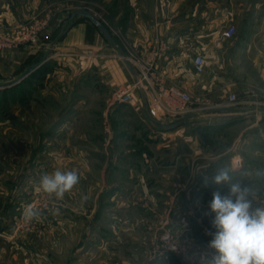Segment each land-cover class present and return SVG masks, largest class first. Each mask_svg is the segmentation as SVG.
<instances>
[{"label": "rangeland", "instance_id": "obj_1", "mask_svg": "<svg viewBox=\"0 0 264 264\" xmlns=\"http://www.w3.org/2000/svg\"><path fill=\"white\" fill-rule=\"evenodd\" d=\"M33 1L0 0V7L5 5L14 13L24 7L29 15L18 26L0 20L5 31L16 34L21 27H38L36 42L17 46H35L34 49L39 46L24 68L45 58L50 40L65 30L71 14L77 10L90 11L111 32L118 31L119 24L113 23L110 17L112 7L103 0H37L30 5ZM53 22L59 26L54 35L46 37ZM16 76L13 70L0 69V83ZM61 78L56 82L59 87L56 95L46 93L45 84L33 79L9 90H0V264H168L164 263L167 261L205 264L214 251L208 247L212 239L208 233L215 231L208 205L214 191L226 194L228 186L211 184L212 189L202 186L204 174L215 175L212 170L216 162L233 153L226 151L231 148L240 126L234 127L229 122L209 125L206 118L181 134L180 128H174V132L165 134L159 141L165 143L163 148L156 150L159 144L154 140L152 156H147L151 170L145 171L147 165L143 159L142 163L136 162L133 172L128 168L120 171L115 163L125 165L121 151L128 147V140L117 137L114 140V133L106 140L103 133L108 135L109 128L117 132L120 125L122 128L126 124L123 121L117 125L118 116L114 115L106 129L105 101L85 88L77 87L78 91L68 93L65 90L68 82L65 76ZM202 92L193 94V106L205 98ZM70 93L73 96L68 99ZM112 94L104 97L108 103ZM86 98L89 104L77 103ZM201 105L197 111L207 117L210 108L208 104ZM156 114L164 124L180 119L174 120L169 113ZM78 115L77 120L73 119ZM65 116L74 123L71 129L61 121ZM234 117L238 116L229 115L227 121L232 122ZM153 123L158 127L155 130L161 128L157 122ZM58 127L69 130L67 135L64 131L58 132ZM162 130L165 128L159 131ZM177 142L179 149L184 150L179 167L185 172V183L178 181L179 184L165 187L167 178L171 181L177 177L176 156H165L167 149H175ZM90 147L99 150L90 152L89 162L83 166L87 156L83 158L82 152L90 151ZM192 147L199 148V153L195 154ZM115 153L122 155L119 161ZM192 164L195 168L190 172ZM234 164L239 165L240 161ZM57 168L76 170L80 176V182L59 201L47 197L39 188L40 176ZM241 174L234 177L240 179ZM144 181L147 185L142 186ZM250 189L255 196L256 189ZM258 192L264 195L262 185ZM200 194L203 197L198 200ZM177 199L185 202L179 205ZM253 203L254 206L264 204L256 203V199ZM29 204L37 207L41 215L25 222L22 212Z\"/></svg>", "mask_w": 264, "mask_h": 264}, {"label": "crops", "instance_id": "obj_2", "mask_svg": "<svg viewBox=\"0 0 264 264\" xmlns=\"http://www.w3.org/2000/svg\"><path fill=\"white\" fill-rule=\"evenodd\" d=\"M35 2L37 0L30 5H34ZM103 2L111 5L110 17L113 23L119 24L118 31L110 32L125 53L124 56L120 48L109 41L93 23L85 17L76 16L63 30L58 40H56L58 36L50 40L48 54L38 62L32 73L13 86L33 79L43 82L45 84L43 87H47L46 93L53 95L59 92L57 80L65 76L68 84L64 85L68 93L78 91L77 87L96 92L106 104L103 111L105 127L114 115L118 116L117 125L123 121V124H126L122 128L120 125L117 132L115 129L112 132L106 127L109 133L108 135L103 133L104 139L112 138L114 133V140L116 137L128 140V147L121 151L125 155V165L115 163L116 169L120 171L128 168V171L133 172L134 168H137L136 162L142 163L143 159L146 162L144 165H147L145 171L151 170L147 156H152L154 140L159 144L156 150L163 148L162 144L165 143L159 141H162L165 134H171L175 129L180 128L181 131L178 133L181 134L182 130L194 126L197 121V124H201L206 118L209 125L229 122L234 127L240 126L231 148L226 151L232 150L233 153L216 162V167H213L212 171L215 173L217 170L227 169L234 181H240L249 188L256 189V195L253 196L256 203H264V195L258 192L260 185L264 187V0H103ZM23 8L19 7V13H14L9 7L2 5L0 20H5L12 24L11 26H18L19 22L29 19ZM228 25H234L236 28V34L231 38L222 36V31ZM58 26L57 22H53L45 33L46 37L54 35ZM40 43L47 45L45 42L39 41ZM34 48L35 46H23L0 49V69L13 70L16 72V78L19 77L25 70V63L37 53L39 46ZM196 54L205 56V71L202 74L196 73L193 68V58ZM130 59L153 61L157 77L167 84L180 85L192 95L198 90L203 91L202 95L206 96L198 101L200 103L196 107L208 104L211 110L209 109L207 117L203 112L196 110L193 117L175 129L155 130L158 127L153 122L156 121L148 113L149 85H135L137 69ZM13 86L0 87V90L6 91ZM120 87L133 89L131 102L109 105L104 97ZM231 93L237 94L240 98L237 104H229L228 97ZM71 96L73 95L70 93V97L67 98L70 99ZM77 103L89 104V99ZM219 107L225 109L216 110ZM229 115L238 117H234L230 122L227 121ZM78 117L79 115L73 119L77 120ZM61 121L68 123L67 129H71L74 124L66 116ZM109 126L112 129V123ZM56 129L58 132L64 131L66 135L69 131L61 127ZM192 139L196 137L193 136ZM179 146L177 142L175 149L168 148L165 153L166 157L176 156L177 176L171 181L167 178L165 187L179 184L178 181L185 183V172L179 167L184 150L179 149ZM89 150L87 149L85 154L82 152L83 158L87 156L83 159V166L85 162H89V153L99 149L90 147ZM194 151L196 154L200 149L194 148ZM115 155L119 156L118 161L122 158L120 153ZM234 161H240V164L235 165ZM194 165L192 164L190 172L194 171ZM105 166L104 170L107 168ZM238 173H242L240 179L234 177ZM204 175L209 179L213 176ZM133 177L134 175H130V178ZM144 182L142 186L146 184ZM113 185L119 186L116 183ZM211 187L213 186L209 183L207 188L212 189ZM202 197L200 194L198 200ZM183 202L185 200L177 199V204ZM164 263L169 264L168 261Z\"/></svg>", "mask_w": 264, "mask_h": 264}, {"label": "clouds", "instance_id": "obj_3", "mask_svg": "<svg viewBox=\"0 0 264 264\" xmlns=\"http://www.w3.org/2000/svg\"><path fill=\"white\" fill-rule=\"evenodd\" d=\"M79 182L78 171L57 168L40 176L39 188L47 197L59 201ZM209 183L227 185L228 192L214 191L208 205L215 229L208 233L212 237L208 247L214 251L205 264H264V204L254 206L252 190L234 181L227 169L217 170L210 179L205 176L204 186ZM40 215V210L31 204L22 212L25 222Z\"/></svg>", "mask_w": 264, "mask_h": 264}, {"label": "built area", "instance_id": "obj_4", "mask_svg": "<svg viewBox=\"0 0 264 264\" xmlns=\"http://www.w3.org/2000/svg\"><path fill=\"white\" fill-rule=\"evenodd\" d=\"M7 30L5 31L3 27L0 26V49L15 48L22 43L37 41V25L31 29L21 27L16 34ZM235 34L236 28L234 25H228L222 31V36L225 38H231ZM14 35H16L17 38H14ZM130 62L133 63L137 69V81L135 85H149V98L147 101L148 111L153 118L163 123V121L159 119L162 117L158 116L156 113L164 115L169 113V115L174 116V120H177L197 110V107L193 106V95L189 91L177 84H167L155 75L153 61L130 59ZM205 63V56L203 54L194 55L193 68L196 73H204ZM132 98V88L120 87L113 91L108 104H127L131 102ZM239 101L240 98L235 93H231L228 97V102L231 105L237 104Z\"/></svg>", "mask_w": 264, "mask_h": 264}, {"label": "water", "instance_id": "obj_5", "mask_svg": "<svg viewBox=\"0 0 264 264\" xmlns=\"http://www.w3.org/2000/svg\"><path fill=\"white\" fill-rule=\"evenodd\" d=\"M75 16H79V17H85L87 19H89L100 31L101 33L112 43H114L117 47L120 48L119 44L116 42V40L113 38L110 30L108 29V27L102 22L100 21L98 18H96L90 11L87 10H77L74 13L71 14L70 19H74ZM63 34V31L58 35V37L56 38V40H58ZM122 55L124 56L125 53L123 52V50L120 48ZM38 66V63L33 62L31 63L29 66H27L25 68V70L22 72V74L17 77L16 79H12V80H8L5 81L3 83H0V87L6 88V87H10L13 85H16L17 83H19L20 81H22L25 77H27L29 74L32 73V71ZM225 109V107H219L216 110H223ZM194 113H189L185 116H183L182 118H180L179 120L175 121L174 123H170V124H164L162 122H160L159 120L154 119V121H156L161 128H165V129H173L181 124H183L186 120H188L189 118L193 117Z\"/></svg>", "mask_w": 264, "mask_h": 264}, {"label": "trees", "instance_id": "obj_6", "mask_svg": "<svg viewBox=\"0 0 264 264\" xmlns=\"http://www.w3.org/2000/svg\"><path fill=\"white\" fill-rule=\"evenodd\" d=\"M70 23H71V21H70ZM35 62H39V60H37V61H35Z\"/></svg>", "mask_w": 264, "mask_h": 264}]
</instances>
